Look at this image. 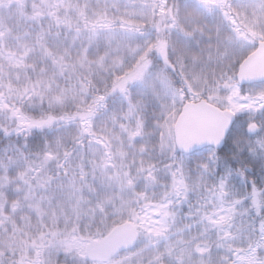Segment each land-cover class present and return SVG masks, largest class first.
Segmentation results:
<instances>
[{"label": "snow or ice", "instance_id": "6c2138e0", "mask_svg": "<svg viewBox=\"0 0 264 264\" xmlns=\"http://www.w3.org/2000/svg\"><path fill=\"white\" fill-rule=\"evenodd\" d=\"M0 264H264V0H0Z\"/></svg>", "mask_w": 264, "mask_h": 264}]
</instances>
